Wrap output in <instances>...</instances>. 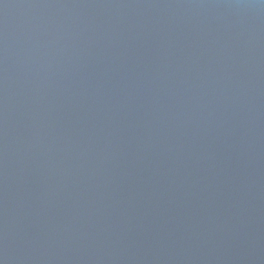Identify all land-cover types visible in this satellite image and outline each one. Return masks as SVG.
<instances>
[{
	"label": "water",
	"instance_id": "1",
	"mask_svg": "<svg viewBox=\"0 0 264 264\" xmlns=\"http://www.w3.org/2000/svg\"><path fill=\"white\" fill-rule=\"evenodd\" d=\"M0 264H264V0H0Z\"/></svg>",
	"mask_w": 264,
	"mask_h": 264
}]
</instances>
